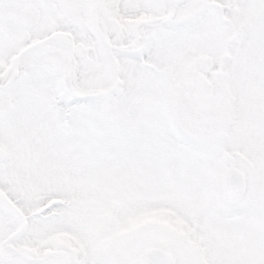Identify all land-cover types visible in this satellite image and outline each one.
I'll list each match as a JSON object with an SVG mask.
<instances>
[{
  "label": "snow or ice",
  "instance_id": "6c2138e0",
  "mask_svg": "<svg viewBox=\"0 0 264 264\" xmlns=\"http://www.w3.org/2000/svg\"><path fill=\"white\" fill-rule=\"evenodd\" d=\"M0 264H264V0H0Z\"/></svg>",
  "mask_w": 264,
  "mask_h": 264
}]
</instances>
